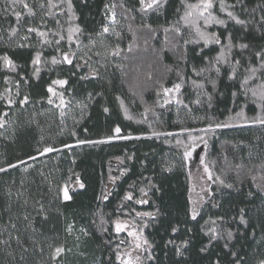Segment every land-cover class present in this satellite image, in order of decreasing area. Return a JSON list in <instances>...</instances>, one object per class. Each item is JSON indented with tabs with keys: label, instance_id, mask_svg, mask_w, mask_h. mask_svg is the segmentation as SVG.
Here are the masks:
<instances>
[{
	"label": "trees",
	"instance_id": "16d2710c",
	"mask_svg": "<svg viewBox=\"0 0 264 264\" xmlns=\"http://www.w3.org/2000/svg\"><path fill=\"white\" fill-rule=\"evenodd\" d=\"M41 2L46 0H27L37 11L35 17H28L26 10L17 5L16 10L25 13V18L18 25L10 9L5 13L9 0H0V56L8 54L18 66L16 73L0 67V96H10L16 101L9 106L6 99H0V118L6 121L0 128V167L7 168L9 163L17 165L14 169L0 172V239L9 241L8 245H0V264H48L49 245L53 249L59 245L70 249L57 259L56 264H108L109 260L112 264H119L112 249L120 239L131 238L127 232L117 237L112 221L119 217L135 230L148 221L147 217L141 221L136 216L137 212L157 211L160 215L144 229L145 237L154 244L157 260L152 264H210L218 258L221 264H231L233 258L226 255L224 241L213 242L208 253L199 251L208 239L200 231L201 225L209 217L215 219L218 216H224L228 221L225 227L234 234L230 247L244 258V264H256L258 259L264 258V194L253 187L252 182L253 176L257 182L264 176L261 170V165H264V125L252 123L258 114H262L260 102H253L250 93L248 96L241 93L234 98L232 92L238 91L239 81H228L224 77L218 82L211 107L204 97L201 98L202 104L193 103L197 93L190 84L182 89L180 95L187 108L176 103L159 106L166 99L161 85L172 87L178 82L177 71L185 70V61L180 58L183 48L177 50L174 34H166L163 30L177 18L180 0H168L160 12L148 13L136 11L139 0H73L76 18L71 23L82 29V35H79L78 42H62L64 51L71 49L76 53L73 65H42L39 76L35 77L31 65L33 55L40 50L43 57L50 60L56 54L55 38L48 37L53 40L52 45H41L38 44L40 38L33 33L26 42L30 47L18 45L23 42L21 37L27 34L30 24L41 25ZM59 2L53 0V3ZM106 3H124L133 9L127 19L122 15L123 9H116L118 24L114 27L121 34L119 38L114 34H106L103 38L96 35L108 22L105 19ZM258 3L259 0H247L249 10ZM52 11L64 24L66 34L70 26L67 16L59 9ZM256 17L259 18V12ZM44 20L47 23L41 30H57L54 18L45 16ZM144 23L150 24L153 31L142 28ZM12 27L18 28L15 36H9ZM249 40L253 47L264 43L251 35ZM117 45L121 49L120 55L112 56L110 53ZM188 49L186 71L191 76L192 66L202 65L195 55L199 50L197 46L189 45ZM215 51L206 49L205 54L215 55ZM96 52L100 55L96 56ZM88 56L91 60L85 63ZM169 68L172 71H168ZM93 69L98 70V76L81 79ZM20 76H25L28 82H21L17 88L16 81ZM5 77H10L7 83ZM57 79H66L68 84L63 87L52 85V81ZM49 85L64 93L65 108L59 107V97L53 98V104L47 103ZM158 91L161 92L159 97L156 95ZM25 95L29 102L21 106L19 101ZM117 96L124 101V108L131 119L126 118ZM104 107H108L110 112L104 113ZM145 108L152 111L145 113ZM241 110L243 117L235 116ZM210 123L213 125L210 132L200 131ZM216 123L229 126L217 128ZM117 126L122 129L121 135L133 138L114 139L98 145L77 143V140L104 139L112 135ZM153 132L161 135L154 136ZM201 136L208 140V147L203 149L210 171L234 187L211 185L213 196L205 199L199 207L197 220L192 221L188 216L192 205L189 204L184 151L185 146L193 145V142L204 147L198 139ZM178 139L183 141L181 145H177ZM65 144L72 147L65 148ZM47 146L59 151L41 155ZM129 156L131 160L127 159ZM120 160L124 163L121 164ZM237 164L244 167L237 169ZM166 167L172 170L162 171ZM125 168L127 172L121 176L120 172ZM109 176L119 179L111 183ZM77 177L84 188L76 183ZM149 179L155 188L150 187ZM65 186L72 197L67 202L62 196L57 197V188ZM140 188L148 192L145 204L136 203L145 199ZM129 191L134 199L123 201L125 208L119 211L122 198ZM250 191L253 193L251 197L247 195ZM103 193L110 195L107 201L102 202L97 198ZM214 202H218L220 207H212ZM40 204L46 210L47 219L36 213ZM241 208L245 209L249 221L247 227L239 224L238 220L232 221V217H238ZM98 211H102L108 221L105 227L109 231L103 235L96 227L99 218L94 213ZM25 215L33 220L32 227H27L28 222L23 219ZM12 224L16 227L12 228ZM69 224L73 225L71 234L66 231ZM177 224L180 231L172 234L170 225ZM81 228L89 235L85 236ZM187 228L192 232H187ZM186 237L191 242L181 257L175 255L171 246L164 247L168 239L179 243ZM109 239L111 247L105 243ZM23 248L28 249L27 253L22 251ZM131 250L127 244L120 245L122 254Z\"/></svg>",
	"mask_w": 264,
	"mask_h": 264
},
{
	"label": "snow or ice",
	"instance_id": "6c2138e0",
	"mask_svg": "<svg viewBox=\"0 0 264 264\" xmlns=\"http://www.w3.org/2000/svg\"><path fill=\"white\" fill-rule=\"evenodd\" d=\"M168 0H139V8L136 11L141 13H148L149 11L160 12L167 5ZM22 6L23 9L26 10V15L28 17H35L37 15V11L34 6H30L27 3V0H9V8L5 9V13L7 14L9 9L11 10V14L15 16L16 22L19 25L21 21L25 18V13L16 10V6ZM66 6V10H65ZM119 7L123 9L122 15L125 19L128 18V14L133 11V9L127 8L124 3H120L117 5L116 3H106L104 5L105 9V19L108 21L100 32L96 33L98 37L103 38L106 34H114L117 38L120 37V32L116 31L115 25L118 24L117 20V12L116 9ZM47 9V11H45ZM52 9H59L60 12L67 16L69 27L66 29L64 24L61 22L59 17ZM39 10L41 13V25H29L26 29L27 34L21 37L22 43H20L19 47H30L31 45L26 43L29 40L31 34L35 33L37 37H39L38 44L41 45H52L53 40L48 39L49 36H52L54 39L55 51L56 54L51 56L50 60L45 59L40 50H37L31 59L32 65V75L38 77L41 72V66L51 64L52 66L59 64L73 65V57L76 56L75 52H72L71 49L68 51H64L62 47V42L67 41L68 44H72L74 42L79 41V35H82V29L73 23L75 20L76 14L73 7V0H60L59 3H53V0H46V2H41L39 4ZM259 12V18L257 19L256 13ZM177 18L170 24V27L164 28V32L174 34V39L177 41V44L174 47L177 50L183 48L181 53V59L185 61V70H178L177 77L178 82L174 83L172 87H164L161 85L163 96L166 97L163 105H159L163 107L164 105H170L172 103L183 104L185 108L188 107L187 104H184L183 99L180 98L182 93V89L190 84L192 88L196 91V99L193 103L199 105L203 103L202 97L207 99L208 106H212V101L214 99V93L217 91L218 82L224 77L227 78L228 81L236 82L239 81V89L238 91H233L232 96L235 98L241 93L245 96H248L250 93L253 102L259 101L261 113L258 114L252 121V123L262 124L264 125V43L260 44L257 47H253V44L249 40V36H253L261 41H264V0H259V3L249 10L247 5V0H180V6L176 10ZM45 16H49L55 19V23L57 25V30H52L49 28L47 31L41 30V27L47 23L44 20ZM135 19V17H132ZM142 28L148 29L149 32H152V26L150 24L144 23L141 25ZM216 29V30H213ZM222 29V31H221ZM18 34V28L12 27L9 36H15ZM58 37V38H57ZM182 41L183 44L180 45L179 42ZM195 45L199 49L195 52L196 57H198L201 61L200 67L192 66L191 72L192 75L189 76L187 69V60L188 56V46ZM93 47L95 45L93 44ZM212 51L216 49L215 55H206L205 50ZM89 52L92 51L91 48L88 49ZM121 49L119 45L110 53L112 56H119ZM131 51V49H129ZM96 56H99L100 53L96 52ZM247 55V59H245ZM83 58V57H81ZM91 60V56H88V61ZM0 67L6 69L10 72H17V64L9 57L8 54H4L0 56ZM243 70V71H241ZM168 71H172L171 68ZM19 75V73H17ZM98 70L93 69L88 75L82 76V80L89 79L90 76H98ZM242 77V78H241ZM151 79V76L148 77ZM10 80V77H5V82L7 83ZM257 81H259L257 83ZM27 83V78L25 76H20L19 80L16 81L17 88H19L20 83ZM68 84V80L66 79H57L52 81V85H59L61 87ZM52 85H49L47 88V92L50 94L47 99L48 104L54 103V97H59L60 104L59 107L65 108L67 105L64 100V93L57 92ZM210 86V90H209ZM19 95V91L16 93ZM96 95H100L97 93ZM156 95L159 97L161 92L158 91ZM170 97V98H169ZM91 98V96H90ZM0 99H6L8 105H12L16 101L8 96H0ZM116 99L120 102L121 108L125 111V116L127 119H131L130 116L127 115V109L124 108V101L117 96ZM29 102V97L27 95L24 96L22 100L19 101L20 105H26ZM159 104V100L157 101ZM86 107V105H84ZM104 113H109L110 109L108 107L103 108ZM152 111L151 108H145V113ZM6 116L7 113H4ZM63 116L64 113L61 112ZM144 115V114H142ZM235 116L243 117V110L240 112H236ZM146 118V117H145ZM232 117L230 116L229 119ZM143 122V121H138ZM6 121L0 118V128L4 127ZM227 123H216L215 127H228ZM213 125L210 123L207 128L201 129L202 132H210L212 130ZM122 129L117 126L113 129L112 135L107 136L101 140H77L78 144H88V145H98L103 143H108L114 139H132L130 135H121ZM185 131H189L185 129ZM73 136L76 135L75 132L72 133ZM152 135L159 136L161 133L153 132ZM167 135H172V133H167ZM139 139V137H136ZM204 145L206 149L208 147V140H206L203 136L198 138ZM183 141L177 140V145H181ZM65 148H70L72 145L65 144ZM199 147L198 144L193 142L191 150H189L188 146H185L184 151V159L187 160L195 151V148ZM59 149H56L52 146H47L40 153L44 155L45 153L57 152ZM30 159H35V157H29ZM119 159V158H118ZM128 160H131L132 157H127ZM21 163H23L21 161ZM120 163L123 164L124 161L120 160ZM200 163L204 165V173L206 174V178L211 182L207 187L201 188V190L206 194L207 197L213 196V191L211 185L215 184L223 188H233L234 185L231 183H226L224 179L220 176H214L210 171L208 165L205 163V158L203 156L200 157ZM16 164L9 163L7 168L0 167V172H6L8 169L16 168ZM237 169H241L244 167L242 164H237L235 166ZM171 167L163 168L162 171H171ZM261 170L264 172V165H261ZM27 171V169H25ZM127 172V169H123L120 172V175L123 176ZM43 175V173H41ZM119 177L109 176V181L111 183H115ZM253 187L257 188L262 194H264V176H262L261 181L257 182L255 176L252 177ZM76 183L79 184L80 188H84L85 185L80 182L79 177H77ZM150 187L155 188V185L151 183V180H148ZM131 187V186H130ZM140 193L145 199L137 200L136 203L145 204L148 202L146 197L148 196V192L145 191L144 188H140ZM62 194L63 201L67 202L72 199L69 195L68 188L65 186L64 188H57V197L59 198ZM22 195V194H21ZM110 193H103L98 200L107 201ZM249 197L253 195L250 191L247 194ZM134 199L131 191L127 192L123 198L122 203L119 206V211H123L125 205L123 201H132ZM27 200L24 201L27 204ZM203 202H205V196L199 197V203L197 206L189 207L188 216L192 221L197 220V216L199 215V207L202 206ZM39 203V202H37ZM194 202L189 199V204L192 205ZM212 207H220L218 202H214ZM38 216H43L44 219H47L46 210L43 204H40V207L36 210ZM130 215V213H127ZM95 216L99 218V223L96 224V227L103 235L107 233L109 229L105 227L108 223L104 218V213L102 211H98L94 213ZM159 211L153 212H137L136 216L140 218L141 221L144 220L145 217L148 218V221L143 223L141 227L136 228L135 230H129V223L126 221H122L119 217H117L112 224L114 226V232L117 237H119L120 233L127 232V236L130 237V240L120 239L119 244L116 245V248L112 249L115 254L116 260L119 264H152L153 261H156L157 258L154 256V244L150 242L144 235V229L149 227L150 222L155 221L156 217L159 216ZM25 221H27V227H32L33 220L30 219L28 215L23 217ZM238 220L239 224L248 226V219L245 215V209H239V215L232 217V221ZM226 221L224 216H218L215 219L209 217L208 220L204 221V224L201 225L200 231L206 236L207 243L203 244L199 249L200 253H208L209 247L213 244V242L224 241L223 248L227 250L226 255L230 254L233 260L231 264H244V258L239 255L238 252L232 251L230 244L234 239L233 231L229 228L225 227ZM95 224L96 221L94 220ZM16 225L12 224V228H15ZM171 233L176 234L180 231L179 225H170ZM35 231V229H33ZM66 231L71 234L73 232V225L69 224L66 228ZM80 231L85 235H89L85 229L81 228ZM187 232H192L191 228L186 229ZM11 239V236L9 237ZM264 239V237H262ZM17 242L19 243V238H17ZM190 238L186 237L179 243L175 239H168L164 242V247L174 249L175 255L177 257H181L184 255V250L187 249L190 244ZM106 246L111 247L112 241L106 240ZM9 241L0 239V245H8ZM127 244L131 251L121 253L120 245ZM49 261L48 264H56L57 259L62 256L66 251H70V249H66L63 245L55 246L54 249L51 245H49ZM43 249H41L42 251ZM22 251L27 253L28 249L23 248ZM167 255V253H165ZM23 258V257H22ZM103 264V262H101ZM108 264H112L111 260L108 261ZM210 264H221V259L218 258L215 261H210ZM256 264H264V258L258 259Z\"/></svg>",
	"mask_w": 264,
	"mask_h": 264
},
{
	"label": "rangeland",
	"instance_id": "374dc122",
	"mask_svg": "<svg viewBox=\"0 0 264 264\" xmlns=\"http://www.w3.org/2000/svg\"><path fill=\"white\" fill-rule=\"evenodd\" d=\"M188 147L189 150H191L192 145ZM203 148V146L201 147V145H199V147H196L195 151H193L192 156L185 160L189 179V198L194 202L192 207L197 206L200 196H205V199L207 198L206 194L201 190V188L202 186L207 187L209 184H211V182L207 180L206 174L204 173V165L200 163V157L203 156L205 158V149ZM130 229L133 230L131 226L129 230Z\"/></svg>",
	"mask_w": 264,
	"mask_h": 264
}]
</instances>
